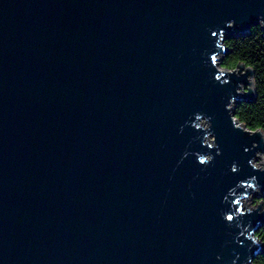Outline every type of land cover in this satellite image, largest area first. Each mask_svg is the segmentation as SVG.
Masks as SVG:
<instances>
[{
    "label": "water",
    "instance_id": "1",
    "mask_svg": "<svg viewBox=\"0 0 264 264\" xmlns=\"http://www.w3.org/2000/svg\"><path fill=\"white\" fill-rule=\"evenodd\" d=\"M262 15L264 0H0V264H244L264 252L221 216L238 180L264 188L247 163L264 141L225 107L255 70L219 62L237 74L221 84L208 56L212 30L235 19L226 38L248 35ZM241 91L236 102L257 96ZM196 112L221 149L207 166L192 154L209 151L203 133L185 123Z\"/></svg>",
    "mask_w": 264,
    "mask_h": 264
},
{
    "label": "clouds",
    "instance_id": "2",
    "mask_svg": "<svg viewBox=\"0 0 264 264\" xmlns=\"http://www.w3.org/2000/svg\"><path fill=\"white\" fill-rule=\"evenodd\" d=\"M236 25L235 19H229L224 22V28H220L217 30L211 31V36L215 39L214 48L215 50L208 54L210 64L212 67L216 69V74L214 75V79L221 84H227L231 82V76L237 75L234 71H221L219 69V62L222 60L224 54V50H227V47L224 43L226 40H230V38H226L225 29L226 28H234ZM254 27H259L261 30H264V15L258 18V24L254 25ZM253 30V29H252ZM209 60H205V64H208ZM225 74H228L227 76ZM239 76V75H238ZM255 78L247 76V84L241 81H237V85L235 88V95H231L229 97L228 103L225 105L226 110H228L231 122L236 129H242L243 132L248 135L258 134L260 136L261 141H264V130H256L250 131L248 127L242 126L240 123H237L232 118V109L235 108L236 105V96L243 95L244 93L241 91L243 86H247L250 91H256L255 89ZM249 91V92H250ZM194 119H190L186 121V124H190L195 130L202 132V136H197L195 139L200 140L202 146H206L209 151L201 152L195 151L192 153L195 155L197 162L200 165L207 166L214 160V155L212 154V149H215V155L221 154V149L219 144L217 143L216 135L212 130V118L210 116L205 115L201 112H196L193 114ZM183 125H181V130H183ZM259 147L258 141H253L251 148L255 149ZM245 152L250 151L251 149L245 148ZM189 153L186 151L182 159L187 157ZM259 158V160H258ZM259 161H264V151H256L255 156L250 158L247 163L254 171H264V165H261ZM231 171L233 173H237L240 171V165L237 162H233L231 165ZM240 189H243L240 191ZM264 193V188L261 187L259 183V178L256 175H250L245 179L238 180L235 185L230 187L227 193L224 195L222 203L227 202L229 207L227 209L221 210L222 218L229 224L235 225L239 231L235 236V240L238 243H243L240 240V237H244L246 240L251 241L249 247L252 246H262L264 245V226H260L258 229L252 227L251 222L249 221L247 224L244 223L243 217L246 215H251L254 212L258 214H264V206H259L253 203V196L257 194ZM239 254H237V257ZM256 259V258H255ZM255 259L252 257H247L244 261V264H254ZM235 264V261H233Z\"/></svg>",
    "mask_w": 264,
    "mask_h": 264
},
{
    "label": "trees",
    "instance_id": "3",
    "mask_svg": "<svg viewBox=\"0 0 264 264\" xmlns=\"http://www.w3.org/2000/svg\"><path fill=\"white\" fill-rule=\"evenodd\" d=\"M252 29L248 35L232 36L225 41L228 50L221 65L234 68L239 62H244L254 68L257 96L254 100L236 102L235 115L251 129H264V35L259 27ZM261 200L264 202V198H257L256 201ZM254 262L264 264V252L258 254Z\"/></svg>",
    "mask_w": 264,
    "mask_h": 264
},
{
    "label": "rangeland",
    "instance_id": "4",
    "mask_svg": "<svg viewBox=\"0 0 264 264\" xmlns=\"http://www.w3.org/2000/svg\"><path fill=\"white\" fill-rule=\"evenodd\" d=\"M223 55V57H224V55H225V53L224 54H222ZM223 59V58H222ZM222 61V60H221ZM221 61H220V63H221ZM253 199L254 200H257V197L256 196H253ZM258 202V201H257Z\"/></svg>",
    "mask_w": 264,
    "mask_h": 264
}]
</instances>
